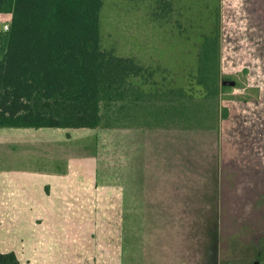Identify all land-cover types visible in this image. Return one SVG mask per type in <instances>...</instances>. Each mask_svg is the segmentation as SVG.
<instances>
[{
	"label": "rangeland",
	"instance_id": "rangeland-1",
	"mask_svg": "<svg viewBox=\"0 0 264 264\" xmlns=\"http://www.w3.org/2000/svg\"><path fill=\"white\" fill-rule=\"evenodd\" d=\"M234 1L103 0L101 46L135 67L104 92L99 128L155 134L0 127V185L13 166L184 163L186 264H264L255 246L264 240V0ZM8 3L0 2V58ZM250 18L253 27H241ZM177 125L185 134L159 133ZM148 246L138 250L145 262L167 261Z\"/></svg>",
	"mask_w": 264,
	"mask_h": 264
},
{
	"label": "crops",
	"instance_id": "crops-1",
	"mask_svg": "<svg viewBox=\"0 0 264 264\" xmlns=\"http://www.w3.org/2000/svg\"><path fill=\"white\" fill-rule=\"evenodd\" d=\"M250 19L241 27H253ZM41 127L61 134L85 128ZM86 128L155 134L129 125ZM159 133L185 128L164 126ZM186 171L179 162L9 167L0 185V252L13 251L19 264H148L138 250L152 244L170 255L158 264H186Z\"/></svg>",
	"mask_w": 264,
	"mask_h": 264
},
{
	"label": "trees",
	"instance_id": "trees-1",
	"mask_svg": "<svg viewBox=\"0 0 264 264\" xmlns=\"http://www.w3.org/2000/svg\"><path fill=\"white\" fill-rule=\"evenodd\" d=\"M8 4L11 15L0 58V127H105L103 94L125 83L135 61L102 48L103 0ZM255 246L263 255L264 240ZM0 264L19 262L8 251L0 252Z\"/></svg>",
	"mask_w": 264,
	"mask_h": 264
},
{
	"label": "built area",
	"instance_id": "built-area-1",
	"mask_svg": "<svg viewBox=\"0 0 264 264\" xmlns=\"http://www.w3.org/2000/svg\"><path fill=\"white\" fill-rule=\"evenodd\" d=\"M5 27L7 28L8 27V24H6Z\"/></svg>",
	"mask_w": 264,
	"mask_h": 264
}]
</instances>
